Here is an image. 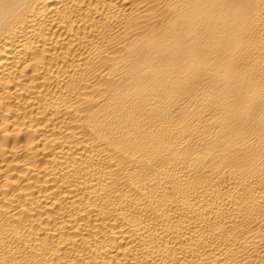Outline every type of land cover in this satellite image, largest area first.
<instances>
[{
  "label": "bare ground",
  "instance_id": "6f19581e",
  "mask_svg": "<svg viewBox=\"0 0 264 264\" xmlns=\"http://www.w3.org/2000/svg\"><path fill=\"white\" fill-rule=\"evenodd\" d=\"M0 264H264V0H0Z\"/></svg>",
  "mask_w": 264,
  "mask_h": 264
}]
</instances>
